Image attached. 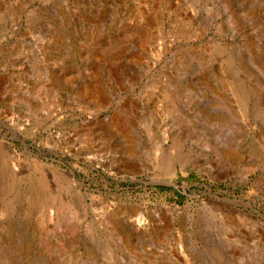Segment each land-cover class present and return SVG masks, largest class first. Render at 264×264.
Segmentation results:
<instances>
[{
  "label": "rangeland",
  "instance_id": "1",
  "mask_svg": "<svg viewBox=\"0 0 264 264\" xmlns=\"http://www.w3.org/2000/svg\"><path fill=\"white\" fill-rule=\"evenodd\" d=\"M0 264H264V0H0Z\"/></svg>",
  "mask_w": 264,
  "mask_h": 264
},
{
  "label": "water",
  "instance_id": "2",
  "mask_svg": "<svg viewBox=\"0 0 264 264\" xmlns=\"http://www.w3.org/2000/svg\"><path fill=\"white\" fill-rule=\"evenodd\" d=\"M223 200H226V201H227V200H229V199H223Z\"/></svg>",
  "mask_w": 264,
  "mask_h": 264
},
{
  "label": "bare ground",
  "instance_id": "3",
  "mask_svg": "<svg viewBox=\"0 0 264 264\" xmlns=\"http://www.w3.org/2000/svg\"><path fill=\"white\" fill-rule=\"evenodd\" d=\"M229 201V200H228Z\"/></svg>",
  "mask_w": 264,
  "mask_h": 264
}]
</instances>
